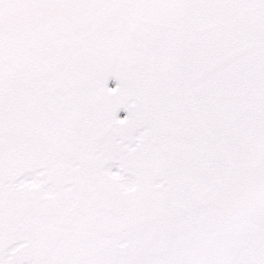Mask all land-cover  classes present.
<instances>
[{
    "label": "snow or ice",
    "instance_id": "1",
    "mask_svg": "<svg viewBox=\"0 0 264 264\" xmlns=\"http://www.w3.org/2000/svg\"><path fill=\"white\" fill-rule=\"evenodd\" d=\"M0 264H264V0H0Z\"/></svg>",
    "mask_w": 264,
    "mask_h": 264
}]
</instances>
